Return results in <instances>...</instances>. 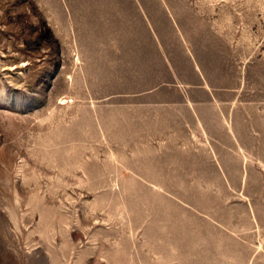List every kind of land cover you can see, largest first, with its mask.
Wrapping results in <instances>:
<instances>
[{
  "label": "rangeland",
  "instance_id": "rangeland-1",
  "mask_svg": "<svg viewBox=\"0 0 264 264\" xmlns=\"http://www.w3.org/2000/svg\"><path fill=\"white\" fill-rule=\"evenodd\" d=\"M0 264H264V0H0Z\"/></svg>",
  "mask_w": 264,
  "mask_h": 264
}]
</instances>
